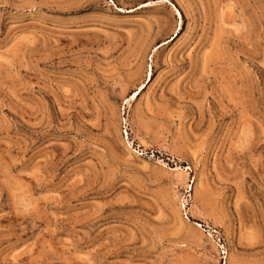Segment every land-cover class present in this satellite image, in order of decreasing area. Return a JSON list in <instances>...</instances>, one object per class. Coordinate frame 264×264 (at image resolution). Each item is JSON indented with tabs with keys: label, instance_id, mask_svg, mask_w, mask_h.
Listing matches in <instances>:
<instances>
[{
	"label": "rangeland",
	"instance_id": "obj_1",
	"mask_svg": "<svg viewBox=\"0 0 264 264\" xmlns=\"http://www.w3.org/2000/svg\"><path fill=\"white\" fill-rule=\"evenodd\" d=\"M0 264H264V0H0Z\"/></svg>",
	"mask_w": 264,
	"mask_h": 264
}]
</instances>
